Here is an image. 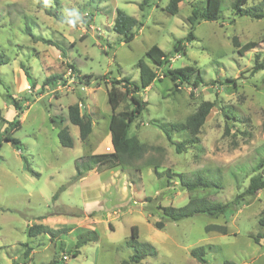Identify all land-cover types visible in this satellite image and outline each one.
Wrapping results in <instances>:
<instances>
[{
	"label": "rangeland",
	"instance_id": "rangeland-1",
	"mask_svg": "<svg viewBox=\"0 0 264 264\" xmlns=\"http://www.w3.org/2000/svg\"><path fill=\"white\" fill-rule=\"evenodd\" d=\"M41 1L67 20L81 17L89 28L84 22L71 27L47 14ZM198 1L202 0H183L179 12L170 14L169 0H148L150 6L144 11L139 7L142 0H0V54L6 61L0 65V107L4 117L13 121L17 111L7 94L24 106L22 126L13 133L21 141V151L3 139L8 124L0 122V264H50L53 260L58 264H133L129 260L133 250L126 241L134 225L139 240L158 251L142 264H203L190 254L199 246L206 248L205 264L227 260L264 264V227L259 222L264 216V188L256 196H247L238 210L217 218L197 214L166 221L162 229L155 226L161 219L159 206L180 207L198 197L227 201L241 193L264 153V69L251 73L255 54L264 56V17L236 15L231 0H221V18L197 23L186 52H176L175 42L191 30L189 16ZM262 2L248 0L246 7ZM117 9L142 23L134 29L130 43L113 30ZM234 36L240 40L239 48L233 45ZM155 44L171 57L170 67L194 65L204 82L194 88L165 76L146 57ZM142 58L158 72L152 85L142 91L147 108L130 129L146 152L129 170L91 169L85 177L71 181L83 156L113 150L108 89L112 81L123 77L140 84ZM22 67L34 86L29 80L22 84V79H28ZM52 75L62 78L44 85ZM86 79H90L87 84ZM226 79H236V85ZM207 100L216 105L198 135L171 129ZM73 103L92 118L86 140L68 120ZM126 105L131 106L129 100L117 111ZM222 107L235 112L236 118L227 119ZM52 116L66 118L73 147L61 144ZM159 125L169 129L173 141H192L177 153ZM23 156L40 176L26 168ZM198 172L220 179L222 188L182 187L181 176L193 178ZM40 223L64 231L56 237L30 236L29 227ZM209 224L225 225L228 233L207 232ZM87 230H96L99 239L87 242L74 256L78 235ZM64 254L69 255L65 263Z\"/></svg>",
	"mask_w": 264,
	"mask_h": 264
},
{
	"label": "trees",
	"instance_id": "trees-1",
	"mask_svg": "<svg viewBox=\"0 0 264 264\" xmlns=\"http://www.w3.org/2000/svg\"><path fill=\"white\" fill-rule=\"evenodd\" d=\"M183 0H169L166 10L170 14H177L179 12V3ZM58 2V0H56ZM248 0H231V7L234 14L239 16H254L257 18L264 17V0L261 6H255V8L246 7ZM40 6L44 8L45 12L49 15L55 16L58 20H61L71 27L78 26L81 22H84V26L89 28L88 21H84L81 17L77 16L71 20H67L60 17L58 11H52L42 1ZM150 6L148 0H142L139 7L142 11L146 7ZM222 1L221 0H202L194 2L192 4V13L189 16V22L191 23V30L189 34L184 38L177 40L174 44V51L186 52V42L195 38L194 28L197 23L203 20L216 21L221 18ZM68 21L73 23L69 24ZM142 23L134 16L129 15L122 9H117L116 17L113 23V30L122 36V41L130 43L135 38L134 29ZM53 44V43H51ZM233 45L236 48L240 47V40L237 36L233 37ZM4 55L0 54V65L6 64ZM148 57L158 68H162L165 76L169 77L173 82L181 85H188L194 88L198 87L204 82L203 76L200 70L194 65H186L182 67H170L169 63L171 57L157 44L153 45L146 52ZM140 69L141 83L138 84L132 81L129 77H123L112 81L111 87L108 89V101L112 109V115L110 118L109 129L111 133V143L113 150L106 153H97L83 156L82 159L76 162L77 173L71 181H76L83 177L86 172L91 169L98 171L103 169H111L116 167H122L124 170H129L134 166V161L143 157L146 152V146L140 141V139L130 133L132 124L140 117L147 108V101L141 98L142 91L152 85L157 79L158 72L151 65H149L144 58L138 62ZM72 71L76 72L77 69L74 64L70 65ZM26 77L30 82V86L34 84L30 81L31 75L25 67H22ZM264 69V56L259 53L255 54V64L251 73ZM87 77V76H85ZM62 78L60 75H52L48 77L44 85L48 84L52 79ZM89 78V77H88ZM90 79H86V84ZM226 82L236 85V79H226ZM7 97L13 100L14 107L17 114L13 121H8L4 115L2 108L0 107V122L6 123L7 128L3 139L12 143L15 148L22 150L21 141L13 136V133L19 130L22 126L20 117L24 112V106L22 101L14 98L10 94ZM130 101L131 106L126 105L122 110L119 107ZM213 101H203L197 110L189 115L184 122L173 123L171 129L173 130H188L193 136L200 133L205 120L210 113L213 106ZM224 116L227 119L236 118V113L227 109L221 108ZM66 118L60 116H52V121L59 126L58 137L63 146L73 147L74 139L70 133L69 126L64 124ZM68 120L79 127L80 138L86 140L92 132V118L89 114L82 113L80 105L78 103L70 104L68 107ZM164 131L167 138L175 145L177 153H181L187 143H190V139L184 141H173L172 135L164 125H159ZM26 164V168L36 176H40V173L34 171L27 157L23 156ZM210 175L205 172H198L193 178L180 177V184L187 190H194L197 188L218 187L222 188L220 179L213 180ZM65 185L60 187L59 191L63 190ZM264 188V153L257 163L253 166V174L249 178L247 187L239 194H236L232 199L222 201L217 197L207 198L198 197L189 199L188 203L184 206H159L161 219L155 222V226L158 229H162L165 226L166 221H180L184 218L192 217L197 214H207L211 217H219L238 210L243 204L247 196H256L260 190ZM59 192L54 195L56 199ZM260 224L264 227V216L259 219ZM62 229H53L45 224H35L29 227L28 234L30 236H37L40 234H50L52 237H56L61 233ZM206 231H217L222 234L228 233V228L225 225L209 224L206 226ZM99 239V234L96 230H87L78 235L75 248L72 251L74 256L80 253V249L89 241H96ZM257 243H261L259 237L254 238ZM127 246L131 247L133 252L130 255V262L133 264H142V260L147 256H157L158 251L155 246L148 242H141L139 240V229L137 225L132 226L131 237L126 241ZM190 254L199 262L205 264L206 248L199 246L193 248ZM58 260H53L50 264H58ZM225 264H237L233 261H225Z\"/></svg>",
	"mask_w": 264,
	"mask_h": 264
},
{
	"label": "built area",
	"instance_id": "built-area-1",
	"mask_svg": "<svg viewBox=\"0 0 264 264\" xmlns=\"http://www.w3.org/2000/svg\"><path fill=\"white\" fill-rule=\"evenodd\" d=\"M68 258H69L68 254L62 255V260H63L64 263L68 260Z\"/></svg>",
	"mask_w": 264,
	"mask_h": 264
},
{
	"label": "crops",
	"instance_id": "crops-1",
	"mask_svg": "<svg viewBox=\"0 0 264 264\" xmlns=\"http://www.w3.org/2000/svg\"><path fill=\"white\" fill-rule=\"evenodd\" d=\"M24 81L28 84V79H22V84L24 83ZM85 177V176H84ZM81 178H83V177H81ZM80 178V179H81Z\"/></svg>",
	"mask_w": 264,
	"mask_h": 264
},
{
	"label": "clouds",
	"instance_id": "clouds-1",
	"mask_svg": "<svg viewBox=\"0 0 264 264\" xmlns=\"http://www.w3.org/2000/svg\"><path fill=\"white\" fill-rule=\"evenodd\" d=\"M69 24L73 23L72 21H68Z\"/></svg>",
	"mask_w": 264,
	"mask_h": 264
}]
</instances>
